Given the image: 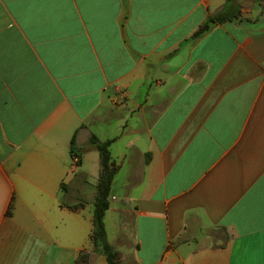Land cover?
Returning <instances> with one entry per match:
<instances>
[{
	"label": "crops",
	"instance_id": "crops-1",
	"mask_svg": "<svg viewBox=\"0 0 264 264\" xmlns=\"http://www.w3.org/2000/svg\"><path fill=\"white\" fill-rule=\"evenodd\" d=\"M92 136L120 264H264V0H0V264H109Z\"/></svg>",
	"mask_w": 264,
	"mask_h": 264
},
{
	"label": "trees",
	"instance_id": "trees-1",
	"mask_svg": "<svg viewBox=\"0 0 264 264\" xmlns=\"http://www.w3.org/2000/svg\"><path fill=\"white\" fill-rule=\"evenodd\" d=\"M229 13V9H226L212 15L207 23L203 25V27H201L195 35L198 36L207 31L211 27V23L226 20L229 17ZM90 143L98 149L101 161V171L99 181L97 183V194L94 201V229L91 238L95 249L106 256L109 264H120L119 254L106 240V229L104 223L105 212L110 206L109 196L111 192V185L117 171V167L112 160L109 150L111 141H101L96 136H92L90 138ZM71 149L74 156L80 157L76 148L75 136H73L71 140ZM88 258L89 255L87 253H82L79 255L76 264H87Z\"/></svg>",
	"mask_w": 264,
	"mask_h": 264
},
{
	"label": "built area",
	"instance_id": "built-area-1",
	"mask_svg": "<svg viewBox=\"0 0 264 264\" xmlns=\"http://www.w3.org/2000/svg\"><path fill=\"white\" fill-rule=\"evenodd\" d=\"M74 160H75V162H78L79 161V157L78 156H74Z\"/></svg>",
	"mask_w": 264,
	"mask_h": 264
}]
</instances>
